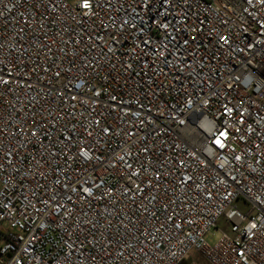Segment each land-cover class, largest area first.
<instances>
[{
	"label": "built area",
	"instance_id": "2783aa9c",
	"mask_svg": "<svg viewBox=\"0 0 264 264\" xmlns=\"http://www.w3.org/2000/svg\"><path fill=\"white\" fill-rule=\"evenodd\" d=\"M196 255L264 264V0H0V264Z\"/></svg>",
	"mask_w": 264,
	"mask_h": 264
},
{
	"label": "rangeland",
	"instance_id": "374dc122",
	"mask_svg": "<svg viewBox=\"0 0 264 264\" xmlns=\"http://www.w3.org/2000/svg\"><path fill=\"white\" fill-rule=\"evenodd\" d=\"M240 207L242 209H244L245 206L241 204ZM220 236H221V231L214 229L207 235V239L210 243L215 244L218 241V239L220 238ZM191 260L192 261L198 260L199 264H206L202 259L199 260L198 255H196L195 257H192ZM191 260L187 261L188 264L191 262Z\"/></svg>",
	"mask_w": 264,
	"mask_h": 264
},
{
	"label": "trees",
	"instance_id": "16d2710c",
	"mask_svg": "<svg viewBox=\"0 0 264 264\" xmlns=\"http://www.w3.org/2000/svg\"><path fill=\"white\" fill-rule=\"evenodd\" d=\"M184 264H188V262H184Z\"/></svg>",
	"mask_w": 264,
	"mask_h": 264
},
{
	"label": "crops",
	"instance_id": "0c3cea01",
	"mask_svg": "<svg viewBox=\"0 0 264 264\" xmlns=\"http://www.w3.org/2000/svg\"><path fill=\"white\" fill-rule=\"evenodd\" d=\"M207 264V263H206Z\"/></svg>",
	"mask_w": 264,
	"mask_h": 264
}]
</instances>
